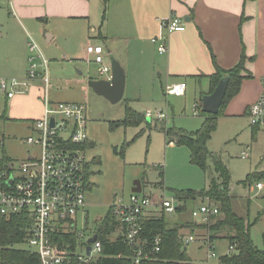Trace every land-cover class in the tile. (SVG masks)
I'll return each mask as SVG.
<instances>
[{"label": "rangeland", "instance_id": "1", "mask_svg": "<svg viewBox=\"0 0 264 264\" xmlns=\"http://www.w3.org/2000/svg\"><path fill=\"white\" fill-rule=\"evenodd\" d=\"M122 3L126 2L94 0L90 22L96 32L90 29L89 33V36H93L101 29L105 34L108 31L111 39L109 42H101L105 45V63H111V58L114 57L123 61L124 65L127 64H121L126 75L125 94L116 104L96 94L89 87L90 80L105 79V76L99 74V65L92 62L86 51L89 38L88 31L83 29L87 27L86 24L73 25L65 19L36 20L28 24L23 20L28 30L27 40H33L48 61L51 82L48 99L54 102H79L88 107V136L95 144L88 150V160L94 162L100 159L101 164L93 163L91 166L90 182L93 187L86 194L88 221L85 228L87 223L90 228H95L111 206L121 198H128L136 180L142 181L144 193L158 196L165 194L172 198L178 191L207 190L211 179L217 177L212 160H208V169L204 172L191 162L188 147L177 145L174 135L166 137V131L169 130L195 132L201 128L203 118L200 114L195 115L194 105L200 99L207 82L190 81L184 96H167L165 88L174 83L167 84L166 77L160 76L155 70L158 59L164 58V54L158 52L161 43H152L153 36L147 35V58H142L135 52L136 43L132 39L136 38L137 33L133 30L129 15L119 13ZM9 14H12L9 0H0V37L6 35L7 30L10 38L24 36V31L16 24L18 16L15 15L16 19L9 21ZM74 29L77 33L72 34ZM49 35L56 37L49 40ZM2 46L0 40V49ZM25 57L35 58L37 53L30 52L27 48ZM41 62V59L36 60L39 72L42 71ZM28 70L22 65L6 78L26 77ZM34 86L38 89L45 87L39 83L32 87ZM36 95L35 87L28 96L21 99L7 100L0 94V132L5 136L0 156L7 154L14 160H20L26 157L28 151H33L22 143V139L31 135V122L40 116L39 112L43 109L42 96L35 98ZM127 105L142 114L147 111L163 112L166 118L160 120L152 115V120L147 119L151 123L149 126L144 122L140 126H120L113 129L114 122L124 120ZM4 113L6 119L1 118ZM251 127L246 117L222 116L208 148L211 153L221 157L228 167L231 173L230 196L233 209L253 224L250 230L252 240L258 248L263 249L264 188L259 190L257 184L262 183L264 186V176L261 179L255 178L246 185L242 184L249 174L264 173V129L254 134ZM127 143L129 145L123 159L115 150L120 152ZM244 152L249 154L247 159L242 158ZM203 201L204 199H198L189 203L188 210L183 214L175 212L167 215V221H196L197 226L185 230L186 235L193 234L195 237V241L186 249L191 262L219 264V259L229 254L230 241L223 237V233L219 234L212 243L217 258L207 260L205 238L209 237V233L199 226V219L192 217L193 210L199 208ZM79 224L81 229V217ZM118 234L119 232L113 234L112 239H116Z\"/></svg>", "mask_w": 264, "mask_h": 264}, {"label": "built area", "instance_id": "2", "mask_svg": "<svg viewBox=\"0 0 264 264\" xmlns=\"http://www.w3.org/2000/svg\"><path fill=\"white\" fill-rule=\"evenodd\" d=\"M162 25L169 33L186 30L184 19L175 14ZM153 42L161 43L158 46L160 54L168 52L165 41L155 38ZM28 46L30 52L37 53V57L29 58L27 76L0 78V93L7 100L25 97L32 86L41 81L45 86L41 95L43 115L32 120L31 135L22 139V143L33 151H28L26 157L20 160H14L7 154L0 156V219L29 216L31 221L27 237L20 246L35 253L41 264H69L72 260L82 264H99L102 243L97 238L95 243L89 244L88 240L96 235V231L90 228L89 223L85 228L88 221L86 194L91 186V175H88L87 167L91 162L87 155L89 148H85L90 141L88 107L84 103L54 102L48 99L51 86L48 61L33 40H30ZM86 51L92 62L99 65V74L111 80L112 67L105 63L104 47L90 44ZM37 59L42 61L41 72L36 64ZM187 87L186 82L174 83L166 87L165 93L167 96H184ZM200 112L201 104L196 103L194 113L198 115ZM247 115L251 126L264 127V79L263 91L250 106ZM157 117L160 120L166 118L163 112H158ZM4 140L5 136L0 132V149L4 147ZM248 156L244 152L242 158L247 159ZM257 187L259 190L264 188L262 183H258ZM176 202L175 197L146 194L143 189L142 193H131L128 198H121L113 205L121 223L120 231L126 242L134 248L135 264L156 260L161 251L162 239L145 238L142 222L161 214H174L178 208L175 207ZM218 214L219 209L209 199L192 212L193 218L199 219L201 224L210 223ZM180 241L183 248L187 249L195 237H181ZM88 246H91L90 255L87 254ZM205 246L207 260L217 258L209 238L205 239ZM229 249V253L236 250L234 245Z\"/></svg>", "mask_w": 264, "mask_h": 264}, {"label": "crops", "instance_id": "3", "mask_svg": "<svg viewBox=\"0 0 264 264\" xmlns=\"http://www.w3.org/2000/svg\"><path fill=\"white\" fill-rule=\"evenodd\" d=\"M112 1L126 2L121 4L119 13L122 15L127 13L131 19L133 30L137 33L136 38L132 40L136 43L135 52L138 55L147 58L145 49V44L149 42L147 35L153 36L152 43L155 38L166 42L168 52L164 54V58L158 59L155 64L157 69L154 68L160 76L166 77L167 84L201 82L203 80L207 82L202 89L200 99L195 102V104H201V110L202 97L211 94L209 93L211 84L208 76L215 74L218 68L229 70L240 62L242 56L247 57L248 73L245 74L248 77L243 80L240 93L226 107L224 117L243 116L248 118L247 112L250 106L263 91L264 0ZM93 2L94 0H9L12 10V14H9V21L15 20V15L18 16L16 24L24 31V36L10 38L8 30L6 35H1L0 40L3 46L0 49V78H8L10 74H14L13 70L22 65L25 69L29 68V59H26L25 56L30 41L26 38L28 30L23 20L28 24L31 21L45 19L48 21L65 19L73 25L77 23L80 26L86 24L87 27L85 26L83 29L88 31L87 45L103 46L101 42H109L111 39L108 35L109 32L107 31L105 34L101 31L102 29L97 35L89 36L90 29L96 32V29H92L90 22L94 9ZM173 14L184 19L186 23L184 32L169 33L163 27L162 23ZM75 33H77L76 29L72 34ZM78 33L81 32L78 31ZM35 36H37L36 33ZM55 37L49 35V40ZM119 61L123 66L127 65L126 63L124 65L120 59ZM23 78L25 77L23 76ZM36 83L42 84L40 81ZM34 87L37 89L35 98H39L43 89ZM148 113H151V116H148ZM144 114L147 119L152 120V115L157 117L158 112L147 111ZM39 115L37 118L43 115V109L40 110ZM251 128L253 132L255 128L253 126ZM262 128L264 129L261 127L258 131ZM91 162L94 163L93 160ZM92 187L91 184L88 191ZM182 222L187 221L179 220V223ZM185 230L189 229H183L181 237L193 235H186ZM117 232H119L118 236L122 235L120 230Z\"/></svg>", "mask_w": 264, "mask_h": 264}, {"label": "trees", "instance_id": "4", "mask_svg": "<svg viewBox=\"0 0 264 264\" xmlns=\"http://www.w3.org/2000/svg\"><path fill=\"white\" fill-rule=\"evenodd\" d=\"M246 60L247 57L242 56L240 62L233 68L229 70L218 68L215 74L208 76L211 84L209 93L215 90L224 75L230 77L223 104L217 115L207 114L201 110L200 116L203 118V123L201 128L195 132L180 129L166 131L167 138L174 135L177 145L189 148L191 162L204 172L208 169V160H212L217 177L211 179L207 190L178 191L174 197L179 202L177 208L179 214L185 213L188 210L189 203H194L198 199H204V201L209 199L219 209V214L213 217L210 223L199 224L208 231V238L212 243L214 239L219 237V234L223 233V237L230 241V246H235V252L222 256L219 259V264H264V248H258L251 237L250 230L253 224L244 217L239 216L233 209L232 197L230 196L231 173L221 157L211 153L208 148L212 134L218 127L220 117L225 115V109L229 102L240 93L243 80L248 77L245 74L248 71ZM1 118L6 119V113ZM144 122H147L148 126L151 124L147 121L145 114L139 113L127 105L124 120L114 122L112 126L113 129L120 126H140ZM254 128L253 133L256 134L259 127ZM128 145L129 143L124 144L120 152L117 149L115 150L123 159H125ZM94 146L95 144L89 141L85 148H93ZM94 163L101 164V160L96 159ZM92 164L90 162L87 166L89 176L91 175ZM263 176L264 173L249 174L242 184L246 185L253 179H261L260 177ZM30 221L28 215L0 219V264H41L35 253L18 246L26 240ZM193 226H197V222L170 223L164 214L153 219L144 220L142 222L143 236L150 240L160 237L162 244L156 260L143 261L140 264H194L180 241L182 230L191 229ZM120 227L121 223L118 220L114 206H112L95 227L97 238L102 243L99 264H135L133 261L134 248L126 242L125 237L119 235L116 239H112V235L120 230ZM69 264L82 263L78 260H72Z\"/></svg>", "mask_w": 264, "mask_h": 264}, {"label": "water", "instance_id": "5", "mask_svg": "<svg viewBox=\"0 0 264 264\" xmlns=\"http://www.w3.org/2000/svg\"><path fill=\"white\" fill-rule=\"evenodd\" d=\"M111 67V80H90L89 87L92 88L96 94L104 97L109 102L116 104L124 97L126 88V75L123 66L114 57L111 58ZM229 83L230 77L228 75H224L215 90L211 94L202 97V112L213 115H217L220 112ZM142 191V181H134L132 193H142ZM175 207H178V202L175 203ZM96 240L97 235H94L88 240V243L93 244L96 242ZM90 252L91 246H88L87 254L90 255Z\"/></svg>", "mask_w": 264, "mask_h": 264}]
</instances>
